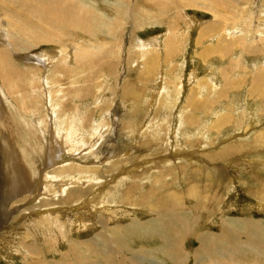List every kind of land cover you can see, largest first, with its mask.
Returning a JSON list of instances; mask_svg holds the SVG:
<instances>
[{
  "label": "rangeland",
  "instance_id": "rangeland-1",
  "mask_svg": "<svg viewBox=\"0 0 264 264\" xmlns=\"http://www.w3.org/2000/svg\"><path fill=\"white\" fill-rule=\"evenodd\" d=\"M84 1L87 4L92 5V3L95 0H84ZM258 1L259 0H257V2ZM250 7L252 8L250 10L251 14L249 12L245 13V19L246 21H248L249 18L251 17V20H253L254 23L255 21L254 16L256 14V18L258 17L257 19H259L256 24V29L258 26V29L260 30L259 36L256 38L258 43L254 41L255 36L253 37L252 35L253 30L250 28H249L250 30H248L250 35L247 36L246 43L253 46L252 48L254 49L252 50L248 48L244 50L243 48L245 47L239 48L240 47L239 44H237L236 40L233 39L234 35H232V33L235 32V30H231V33L228 32L230 33V35H232L231 38L229 37L230 35L227 38L222 37L223 31H225V26L223 27L224 24L222 26L218 24L214 27V29L211 28L209 31H207L209 34H207L206 32L205 34L207 35L205 36V38H201L202 39L201 42L197 41L199 37V30L206 25L205 23H207V21L211 20V14L209 12L200 9L188 8L187 13L184 14V16H186V21L182 20L183 23L180 24V26L176 31L171 30L172 28H170V26L168 25H167L168 27L161 25L160 26L154 25L153 28L151 26H143L142 30L137 28L134 29L132 25L127 27V29H125L124 38L121 44L119 45L120 48L119 47L116 48L117 51L115 49V44H113L114 53L117 54L115 55L118 57V59L123 57L122 60H124L123 62L125 63L122 62L121 68L117 71V73H114L108 67H107L108 69L107 68L106 69L108 70L109 73L106 72V69L103 70L102 71L103 74L99 75V77H97L98 79L96 80V82L91 84L92 86H90L88 92H85L82 88L86 80L88 79L90 73L94 74L93 72L94 70L90 69L89 67L88 68L84 67L85 69L82 68L77 69L76 72H78V76L75 79V81L78 80L79 82H74V83L72 80H69L71 79L69 76L62 79V73H58L54 70L42 71L41 68L36 69L33 67L32 68L29 67L28 69L27 67L25 68L27 73L23 75L21 74L20 75L22 78L21 81L15 83V85L13 86L15 89L12 88L13 91L17 94V96L13 100L4 103L5 102L4 97L0 92L1 93L0 98L3 101L2 104L4 105L3 108H0V115L2 116V120L6 118L7 120L13 123L12 125L10 122L11 125L9 126V130L10 127L11 128L13 127L12 130L10 131L16 130V128L18 129L17 130L18 132H16L18 136H16L15 140L12 138L14 136V133L13 136H10L11 139L9 136H4V134L0 136V144L2 143L0 145V180H2L0 181V186H1L0 191L2 190V193H0L1 198L6 196L10 198L11 188L9 187L10 191H8V181L10 180L11 174L13 173L12 170L13 166L17 165V167H19V165L24 164L23 166L27 169L25 171V178L29 179L33 190H32V194H30L31 196L30 195L26 196L25 197L26 201H23L24 203H20L18 205L26 204L25 206H23L22 210L34 206L38 208V210H40L43 209L42 206H46L48 203L50 204L49 208H51L50 211L46 213L47 216H44L39 221V223H36L34 226L28 229V231L23 229H16L15 231H12L13 227L0 226V264H30V263H35L41 258L51 259V260L59 259L61 254L65 255L66 253H68L67 251L70 250L69 244L81 243L82 241L83 242L89 241L94 237H96L99 234V232L100 233L104 232L105 230L100 225L101 221L108 220L106 221L107 228L110 230H114L116 233L118 232L114 229L115 225L119 227H125L127 225H131V223H133L135 219L136 220L139 219L137 223L138 225H143L148 221H153L157 218H160L159 216L161 210L165 211V209L168 208L169 204L165 199L167 195L171 192L172 193L179 192L177 193V195L180 198V200L184 203V208L188 204L186 206L187 208H185L186 214L189 217L187 218L188 219L191 218V221L195 223V229L192 231L189 230L185 238V241L182 244L183 249L185 251L190 252V254L192 252H195L196 250H199L200 244L197 238L200 235L204 234L205 232L218 233L222 229L221 228L223 224L222 221L224 222V220H229L232 218L236 219L238 217L239 218L245 217V220L248 221H250L249 219L264 220V211H263L264 199H261L260 195L256 194V192H260V190L262 191L264 189V168L259 167V166L264 167V155L262 154L260 155L257 153L256 145L253 150H249V154H246V151H242V152L239 151L241 154L238 153L236 156L234 157L232 156L230 159H225L223 160L224 162L222 161L221 158L222 156L220 157V159H217L216 161H210L209 158L210 156L216 155L215 153L219 150L220 146L223 145L224 146L223 148L226 149L228 146L231 145V143L239 144V143H245L246 142L245 140L252 141L253 138H250L251 136L254 137L255 135L257 136L261 135V139H262L261 142L264 143V94H263L264 93V73H263L264 72V57H263L264 56V51H263L264 50V6H258L257 9H254V7H256L255 5H251ZM4 19L5 18L0 13V21ZM226 24L229 23L227 22ZM198 26L201 27L198 28ZM0 28L2 29V30L0 29V39L3 41L4 44H6L3 36V31H6L7 27H5L6 28L5 29L0 25ZM219 28L220 30L218 31ZM239 28L242 29L241 26H239ZM236 30L239 31V29ZM132 31L137 32L138 35L137 36L130 35L132 34ZM204 31L205 29L202 32V36L204 35ZM8 32L9 30L6 33ZM166 33L167 34L174 33L173 38L174 40L176 39L178 43L177 53L174 54L173 60L171 62L168 61V58H166L165 60L166 52L164 50V46L166 42L165 37L167 36ZM217 33L220 34L219 36H221V38L217 37ZM102 37H99L100 41H97L98 44L103 39ZM151 37H154L152 38L153 41H151L152 40ZM141 39L144 40V42H148V40H150L149 42L151 43V45H154V41L156 39L158 40L156 41V43H158L159 45L157 51L156 50L152 51L153 54L151 57L144 54L145 56L149 57L148 60L151 59V61L152 60L154 61L155 59L154 61L155 65L153 66L154 68L152 70V73L150 74L149 80L143 76V73H141L145 70L144 69L145 65L142 63L143 57H140L139 54L140 52L138 51L140 45L139 42L141 41ZM220 40L221 41L225 40L226 43L225 42L220 43ZM218 44L221 45V47L216 46ZM226 44L228 45L229 48L230 46L232 48L230 51L229 49L227 50V53L230 56L226 55L225 58L222 55L215 54V53H219L220 49L224 51L225 50L224 46ZM235 44H237L238 46ZM236 46L238 49L236 48ZM53 47H57V49H55L56 51L54 50ZM60 47L57 45L50 46L47 44L46 45L43 44V46L39 47V49L37 50H34V52L32 51L30 53H26V55L24 54L25 58L23 57L21 59V57L20 58L18 57L16 59L17 61H15V63L18 64L19 68L21 67L18 70L22 72L21 69L23 68V66L25 67L31 64L32 65L35 64V67L36 66L38 67L35 61L40 62L39 58L41 57L45 58L46 56L48 58L51 57L49 59V63H51L50 65L56 64V62L60 61V59L64 60V58H68V57L69 58L67 59L66 64L73 65L71 64V60H70L71 57V59L73 60L72 62H74L73 59L74 57L72 56L73 53L71 55L70 54L64 55V52L62 51L63 47L61 45ZM203 50L206 51L210 50V52L211 51L213 52L210 53V57L207 58L205 61H203L204 60L203 58L205 57L202 56L204 52ZM258 50H260V52H258ZM53 51H55L56 53ZM155 51L157 52V54L155 53ZM249 51L251 55H249ZM59 53L61 54V56ZM56 54L59 55L56 56ZM62 55H64L65 57L62 58L63 57ZM115 55L113 54L112 56L116 58ZM54 57L57 60H55ZM23 59L25 60L26 63L24 62ZM32 59L34 61H31ZM157 59H159V61ZM50 60L52 61L50 62ZM127 60L129 61V64H131L133 61H136L141 63V65L132 64L131 66L128 67L126 65ZM112 62H114V60ZM35 71H37L40 74H38ZM42 72L43 73L45 72V74H43ZM46 72H48L49 74ZM51 72L53 73V75L55 74L54 77ZM50 74L53 79L51 78ZM56 74L60 76L58 77ZM48 75L50 77L49 78L50 81H48L49 80ZM103 75L105 77H103ZM228 75L229 77H227ZM139 76H142L141 77L142 79L140 80L137 79V77ZM176 76L177 78H175ZM255 76L258 77L256 78ZM41 78L44 81L46 80L47 83H45L46 81L45 82L42 81ZM55 78L57 81L55 80ZM244 78L245 81L247 80L246 83L243 82ZM31 79L32 81H30ZM257 79H260L261 81L259 80L257 82L256 81ZM202 80H206V84L200 86ZM70 82L72 84H75L74 88ZM52 86H55L54 87L55 89ZM177 87H179V89ZM200 88H202L203 90ZM51 89L54 91H52ZM57 89L58 92L56 91ZM72 89L74 90L77 89L78 93L76 92L74 95L72 94L69 97H64V93L65 94L69 93ZM22 90H24L27 94L26 95L23 94V96H21ZM219 90L221 91L219 92ZM253 90L254 93L252 92ZM55 91H56V95L54 96L52 93H54ZM131 91H134L139 95L138 97L139 101L137 100L131 101V99H129L128 101L127 96ZM227 92H229L228 96L226 94ZM193 93L194 95L193 97H191V94ZM201 94H203L204 96H200ZM6 95L8 99L10 97L9 93ZM166 100L168 101L166 102ZM189 100L190 101L192 100L191 103ZM154 101H156L157 103ZM153 104L155 107L153 106ZM138 107H140V109ZM103 109L104 112H101L103 111ZM220 111L222 113H220ZM177 112L178 114H176ZM123 113H125V115ZM149 113L152 115H149ZM135 114L137 115V117ZM182 114H183V121L181 120ZM129 115L132 117H129ZM175 115H177L178 118ZM221 117H225L226 120H230V121L233 120L234 130H229V129L223 130L226 131L224 132L225 134L223 133L222 135H220L221 137L219 136L218 140H215V138H217V135L214 133L215 131H213V128H211V125L215 124L218 121V119L222 120L220 119ZM74 120L76 123L74 122ZM191 120L194 121L191 122ZM85 121L86 123H84ZM194 123H195V127H194ZM183 124L186 127V130ZM73 125H75V128L74 127L72 128ZM152 125H154L153 126L154 128H152ZM178 125H180V128ZM250 125H252V127ZM18 126H21L23 130L19 131ZM85 126L87 127L85 128ZM187 127L189 128L188 130ZM196 127L198 129H196ZM192 129L193 131H191ZM1 130H3V128ZM219 130L220 129L216 128V131ZM204 131L206 132L207 135L205 134ZM137 132H139L140 134ZM192 132L196 133L197 137L195 136L196 134L194 135ZM60 133H62L61 136L63 137L60 136ZM203 134L205 135V137ZM66 135L67 137H64ZM202 135L206 141L205 145L203 144L205 142H203L204 139ZM208 135L209 137L207 138ZM211 135L214 136L210 137ZM58 137H60V139L62 138V140H60ZM68 138H70L72 141ZM192 138H194L195 140H193ZM65 142L67 143V145ZM4 143H5V147L3 145ZM129 144L132 146L130 147ZM198 145H200V147ZM114 147H116L115 151H114ZM143 148L147 150L144 149L143 151ZM188 148L191 152L188 150ZM12 149L14 150L15 153L12 151ZM191 149L194 150L192 151ZM117 150H119V152H117ZM122 150L123 152H121ZM203 150L206 152L204 153ZM3 151L6 152L8 155L11 152L10 154H12V156L15 158H13L10 155L7 156V154L5 157ZM111 151L114 153V155H112L113 153ZM169 151H171L172 153ZM199 152L201 155L199 154ZM127 154L129 155L127 156ZM172 154H176V155H172ZM158 156H160L161 158ZM8 157L9 159H7ZM10 159H13L15 161L11 160L10 162L12 164H9ZM144 159L146 160L144 161ZM6 160L9 163H7ZM146 163L148 164L147 166ZM74 164L77 165L79 164L78 166H82V169L84 170L78 171L79 173L71 172V175L69 173H63V171L66 170L65 169L66 167ZM139 164L141 165V167ZM8 167L10 168L11 172ZM153 169H154V173L151 174L150 171H152ZM248 169L252 174L260 173L261 174L260 180L254 181L253 177H251L250 175L249 176L245 175L246 174L245 170ZM5 170H7V172ZM205 170L206 173L204 172ZM8 172H10L9 175ZM54 172H56V174ZM126 172H129V175ZM66 174L69 175L66 176ZM72 174L75 175L72 176ZM55 175L56 177L54 179ZM126 175H128V177ZM8 177L10 178L8 179ZM50 177H52L54 180L51 179ZM134 177H137V179H134ZM165 177L167 179H165ZM101 178H105V179H101ZM78 179L81 180L78 182ZM126 179H128L129 181ZM157 179L161 180V183L156 182ZM47 180H51V181H47ZM134 180L136 181V183L138 182L137 183L138 185L140 186L142 185L141 189H139L140 187H135V188L132 187L133 182H135ZM144 180L147 181L145 182ZM152 182L155 185L151 184ZM193 185H195L196 187L192 188L194 187ZM258 185L260 189H258L259 188ZM152 187L156 189L153 190V192H152ZM197 187L199 188L196 189ZM253 187L255 188L253 189ZM71 188L75 189L73 195L68 194ZM226 189L229 190L227 191ZM133 190L136 191L135 193L141 196L146 195L148 192L151 193L150 195L147 196V199H145L148 201L146 203L145 200L144 202L142 201L140 203L141 205L139 204L140 206L138 205L136 207L137 209H135V207L132 206L133 200L129 196V192ZM140 190H143V192ZM77 193L78 194L81 193V195L79 196ZM153 193L158 195V197L157 196L153 197L154 196ZM188 195H190L191 198ZM195 197H197L198 199L197 198L195 199ZM67 198H69L68 201L69 203L65 201ZM128 199L132 200V202L130 201L129 203ZM156 200L161 203L156 202ZM197 200H200L199 201L200 203L197 202ZM3 201H7V200L3 198ZM164 201H166L167 203ZM155 203L156 204L158 203L159 205L156 206ZM10 205L8 204L6 206V212H9L15 206H17V205H13L11 207ZM153 206L155 207V209H153L154 208ZM199 206H202L203 208ZM0 207L2 209V204H0ZM150 208L153 209L154 213ZM124 209L125 211H123ZM148 209L150 211H148ZM159 209L161 210L159 211ZM89 210L90 213L88 212ZM18 211L19 210L15 212L16 215L20 213V211L19 212ZM112 212H114L113 215L115 216L112 215ZM148 212H150L151 214L153 213L155 215L152 216ZM37 213L34 210L30 216ZM75 213H77V215H75ZM108 213L110 214L111 217L109 216ZM192 214L195 215V217ZM201 214L204 217H202ZM217 217L219 218L217 219ZM148 218H150V220ZM194 220L197 221L195 222ZM45 222L47 223L46 225ZM7 224L8 222L6 223V225ZM196 227L198 228V231ZM200 228L202 229L200 230ZM50 229L53 232H51ZM130 232L132 234H130L129 237L131 236L134 241L137 240L136 245H138V247L144 246L146 250L151 252L150 255L153 254L156 260L162 261L163 264H171V261L165 258L162 253H166V251L169 250L174 243L167 244L160 235L157 236L154 234H153L154 236L152 234H149L151 236H149L148 238H146L148 235H146L145 237V234H143L144 237L142 238V235L139 234L141 238L138 239L137 236L138 234L135 230L134 232L130 230ZM22 243L27 244V246L30 248H21ZM166 246L167 248L163 249V247ZM103 247L106 255L103 264H106V262L107 264L122 263L123 260L122 254L125 255V251H126L124 250V247L119 248V246L116 247L114 246L112 248L111 245H106V244ZM33 248H40L41 253H43L44 255L36 254L35 256H33L31 253V250ZM77 248L81 249V251L85 250L88 251L87 253H90L88 249H83L85 248L83 246L82 248L79 246ZM40 256L43 257L40 258ZM192 261H190L189 264H194L192 263ZM144 263L160 264L157 263L156 261L154 262L144 261ZM206 263L210 264L209 261L207 260L205 262H201L200 264H206Z\"/></svg>",
  "mask_w": 264,
  "mask_h": 264
},
{
  "label": "bare ground",
  "instance_id": "bare-ground-1",
  "mask_svg": "<svg viewBox=\"0 0 264 264\" xmlns=\"http://www.w3.org/2000/svg\"><path fill=\"white\" fill-rule=\"evenodd\" d=\"M260 1V2H259ZM257 2V0H95L92 5L87 4L84 0H0V13L3 15V17L5 18L4 20L0 21V25L2 27H7L6 31H3V36L5 39V43H3V41L0 39V92L2 93L4 100L6 102H10L11 100H13L17 94L13 91L12 88H14L13 86L15 85L16 82H20L21 81V74H26L27 71L25 70V68L28 67H33L36 69L41 68L42 71H46V70H54L58 73H62V79H64L65 77L69 76L72 80L73 83L74 82H79L78 80L75 81V79L78 76V72L77 69H85L84 67H89L90 69L94 70V74L90 73L88 79L86 80L84 86H83V90L85 92H88L90 86H92L91 84L96 82V80L98 79L97 77H99V75L103 74V70H105L107 67L109 69H111L114 73H117V71L121 68L122 62L124 60H122V58L118 59V57L116 56L117 54L114 53V48H113V44H115V49L117 47H119V45L121 44L124 35H125V29H127V27H129L130 25H132V27L135 29H140L142 30L143 26H151L153 28L154 25H161V26H170V28H172L171 30L176 31L178 29V27L180 26V24H182V20L186 21V16H184V14L187 13L188 8H192V9H200L206 12H209L211 14V20L207 21V23H205L206 25L201 28L199 30V37L197 39V41L201 42V38H205V36L207 34H209L207 31H209L211 28L214 29V27L218 24H220L221 26L223 25V27L225 26V31H223L222 37L227 38L230 33L231 30H235V32L232 33V35H234L232 38L234 40H236L237 44H239V48L245 47L243 48L244 50H246V48L252 50L254 48H252V45H249L246 43L247 41V36L250 35L249 31L250 29L253 30V37L255 36L254 41L256 43H258L257 41V37L259 36L260 30L256 29V24L257 21L259 19L256 18V14H255V21L253 23V20H251V17L247 18L248 21H246L245 19V13L250 12V10L252 9L250 6L251 5H255L256 7H254V9H257L258 6H264V0H259ZM260 3V5H259ZM250 7V8H249ZM260 9V8H258ZM237 10V11H236ZM182 11V13H181ZM249 17V16H248ZM168 19V20H167ZM231 19V20H228ZM236 21V22H234ZM229 24H226V23ZM192 23V22H191ZM194 24V23H193ZM201 25V24H200ZM204 25V24H203ZM167 26V27H168ZM239 26L242 27V29L239 28ZM201 26H198V28H200ZM132 28V29H133ZM148 28V27H147ZM176 28V29H175ZM250 28V29H249ZM1 29V28H0ZM133 29V30H134ZM204 31V35L202 36V32ZM236 29H239V31H237ZM2 30V29H1ZM9 30L8 33H6ZM170 30V29H169ZM216 30V29H215ZM220 30V28L218 29V31ZM222 30V28H221ZM262 31V30H261ZM207 32V34H205ZM211 32V31H210ZM214 32V30H213ZM230 32V33H228ZM170 33V31H169ZM220 33V32H218ZM217 33V37L220 34ZM222 33V32H221ZM167 34V33H166ZM211 34V33H210ZM133 36H137V32L132 31ZM174 33L171 34H167L166 38V42H165V46H164V50L166 52V56H165V60L166 58H168V61H172L174 54L177 53L178 50V43L176 41V39L174 40ZM230 35L229 37L231 38ZM105 36V37H102ZM159 36V35H158ZM216 36V35H215ZM102 37L103 39L101 40V42L98 44L97 41H100V38ZM139 37V36H138ZM154 37H151V39ZM157 38V37H156ZM219 38V39H220ZM224 38V39H225ZM3 39V38H2ZM223 39V38H222ZM147 40V39H146ZM163 40V39H162ZM165 40V39H164ZM204 40V39H203ZM250 40V39H249ZM259 40V38H258ZM150 40H148L149 42ZM153 41V39L151 40ZM156 40L154 41V45H151V43L149 42H144V40L141 39V41L138 43L139 45V49L138 52L140 54V57H143L142 59V63L145 65L144 67V71L141 72L143 73V76L149 80L150 74L152 73L153 70V66L155 65L154 61L152 62L151 59H149V57L152 56V51L156 50L159 47L158 43H156ZM252 41V39H251ZM199 42V44H200ZM225 42V40H220V43ZM260 42V41H259ZM263 42V41H261ZM249 43V41H248ZM43 44H47V45H53V46H59L60 45L63 47V52L64 55L66 54H72V56L74 57V62H72L73 60L70 57L71 60V64L73 65H69L66 64L67 59L69 58H64L65 56L62 55L64 58V60L57 61L56 64H52L49 63V59L47 56L45 58L41 57L39 58V61H35L36 65H38V67H35L34 65H28V66H23V68L21 69L22 72H20V69L18 64L15 63V61H17L16 59L19 57H21V59L24 57V54L26 55V53H30V52H34V50L39 49V47L43 46ZM235 44V45H237ZM125 45V44H124ZM151 45V46H150ZM231 45V44H230ZM229 45V46H230ZM243 45V46H242ZM254 45V44H253ZM259 45V44H258ZM216 46H220L221 45H216ZM233 46V45H232ZM238 46V45H237ZM236 46V48H237ZM38 47V48H37ZM54 50L57 49V47H53ZM61 48V47H60ZM120 48V47H119ZM125 48V47H124ZM208 48V47H207ZM261 48V47H260ZM52 49V48H51ZM224 51H222V49L219 50V53H215V54H219L222 55L226 58V55H229L227 53V50L229 49V51L232 49L231 46L230 48L228 47V45L226 44L224 46ZM238 49V48H237ZM236 49V50H237ZM53 50V49H52ZM59 50V49H58ZM57 50V51H58ZM211 50V48H210ZM210 50H203V54L202 56L205 57L203 58L205 61L207 58L210 57V53H213L212 51L210 52ZM261 50V49H260ZM260 50H258V52H260ZM47 51V50H45ZM50 51V50H49ZM56 51V50H55ZM53 51V52H55ZM117 51V49H116ZM155 51V53L157 54V52ZM228 51V52H229ZM254 51V50H253ZM256 51V50H255ZM264 51V50H263ZM51 52V53H53ZM159 52V51H158ZM164 52V51H163ZM234 52V51H233ZM244 52V51H243ZM248 52V51H247ZM56 53V52H55ZM118 53V52H117ZM160 53V52H159ZM162 53V52H161ZM60 54V53H59ZM59 54H56L59 55ZM115 55L116 58H114ZM119 54V53H118ZM144 54H146L147 56H145ZM28 55V54H27ZM32 55V54H31ZM37 55V54H36ZM47 55V54H46ZM50 55V53H49ZM55 55V54H53ZM52 55V56H53ZM69 55V56H70ZM131 55V54H130ZM249 55H251L250 51H249ZM61 56V54H60ZM230 56V55H229ZM253 56V55H252ZM129 57V56H128ZM221 57V56H220ZM256 57V56H254ZM258 57V56H257ZM264 57V56H263ZM25 58V57H24ZM55 58V57H54ZM53 58V59H54ZM60 58V57H59ZM131 58V57H130ZM222 58V57H221ZM228 58V57H227ZM20 60V59H18ZM24 60V59H23ZM55 60H57L55 58ZM114 60V62H112ZM121 60V61H120ZM159 61V59H157ZM31 61H34L33 59ZM52 60H50L51 62ZM54 61V60H53ZM232 61V60H231ZM241 61V59H240ZM25 62V60H24ZM23 62V63H24ZM60 62V63H59ZM65 62V63H62ZM118 62V63H117ZM126 65L129 67L132 64L135 65H141V63L133 61L131 64H129V61H126ZM169 62V63H170ZM202 62V61H200ZM257 62V61H256ZM26 63V62H25ZM54 63V62H52ZM125 63V62H123ZM206 63V62H205ZM245 63V62H244ZM253 63V62H252ZM22 64V63H21ZM59 64V65H58ZM168 64V62H167ZM238 64V63H237ZM235 64V65H237ZM263 64V63H262ZM124 65V64H123ZM244 65V64H242ZM258 65V64H257ZM259 66V65H258ZM123 67V66H122ZM230 67V66H229ZM245 67V66H244ZM247 67V66H246ZM107 68V69H108ZM27 69V70H28ZM106 69V72H108V70ZM231 69V68H230ZM259 69V68H258ZM63 70V72H62ZM163 70V69H162ZM224 70V69H223ZM260 70V69H259ZM258 70V71H259ZM48 71V72H49ZM79 71V70H78ZM124 71V70H123ZM215 71V70H214ZM261 71V70H260ZM37 72V71H35ZM41 72V70H40ZM46 72V73H48ZM105 72V73H106ZM196 72V71H195ZM216 72V71H215ZM234 72V71H233ZM232 72V74H233ZM38 73V72H37ZM43 73V72H42ZM52 73V72H51ZM55 73V72H54ZM109 73V72H108ZM140 73V74H141ZM226 73V72H225ZM259 73V72H258ZM264 73V72H263ZM34 74V73H33ZM40 74V73H38ZM45 74V72L43 73ZM49 74V73H48ZM194 74V73H193ZM220 74V73H219ZM227 74V73H226ZM254 74V73H253ZM53 75V73H52ZM55 75V74H54ZM53 75V77H54ZM57 75V74H56ZM66 75V76H65ZM218 75V74H216ZM222 75V73H221ZM34 76V75H33ZM36 76V75H35ZM51 76V74H50ZM58 77L60 75H57ZM152 76V75H151ZM37 77V76H36ZM39 77V76H38ZM46 77V76H45ZM57 77V78H58ZM103 77H105L103 75ZM142 76L137 77V79H142ZM229 77V75L227 76ZM243 77V76H242ZM256 77V76H255ZM258 77V76H257ZM256 77V78H257ZM33 78V77H32ZM35 78V77H34ZM43 78V77H42ZM41 78V80H42ZM47 78V77H46ZM49 75H48V79H49ZM52 78V76H51ZM101 78V77H100ZM160 78V77H159ZM163 78V77H162ZM177 78V76L175 77ZM260 78V77H259ZM53 79V78H52ZM183 79V78H182ZM179 79V80H182ZM209 79V78H208ZM255 79V78H254ZM40 80V79H39ZM40 80V81H41ZM56 80V78H55ZM225 80V79H224ZM253 80V79H252ZM260 79H257L256 81L258 82ZM24 81V80H23ZM32 81V79L30 80ZM44 81V80H42ZM46 81V80H45ZM44 81V82H45ZM50 81V79L48 80ZM57 81V80H56ZM62 81V80H61ZM145 81V79H144ZM215 81V80H213ZM218 81V79H217ZM230 81V80H229ZM261 81V80H260ZM116 82V81H115ZM130 82V81H129ZM140 82V81H139ZM160 82V81H159ZM220 82V81H219ZM243 82L246 83L247 80L245 81V78L243 79ZM23 83V82H22ZM30 83V82H29ZM43 83V82H42ZM47 83V81L45 82ZM56 83V82H55ZM71 83V82H70ZM193 83V81H192ZM217 83V82H216ZM233 83V82H232ZM236 83V82H235ZM240 83V82H238ZM261 83V82H260ZM72 84V83H71ZM161 84V83H160ZM206 84V80H202V82L200 83L201 85H205ZM225 84V82H224ZM223 84V85H224ZM62 85V84H61ZM75 84H72L73 88H74ZM181 85V84H180ZM258 85V84H257ZM263 85V84H262ZM43 86V85H42ZM50 86V85H49ZM56 86V85H55ZM55 86H52L53 88ZM35 87V86H33ZM45 87V86H44ZM60 87V86H59ZM239 87V86H238ZM254 87V86H253ZM252 87V88H253ZM172 88V87H171ZM179 89V87H177ZM218 88V87H217ZM232 88V87H231ZM248 88V86H247ZM15 89V88H14ZM48 89V88H47ZM55 89V88H54ZM96 89V88H95ZM202 89V88H200ZM49 90V89H48ZM52 90V89H51ZM63 90V88H62ZM128 90V89H127ZM157 90V89H156ZM203 90V89H202ZM214 90V89H213ZM251 90V88H250ZM259 90V88H258ZM29 91V90H28ZM38 91V90H37ZM43 91V90H42ZM54 91V90H52ZM51 91V92H52ZM58 92V89L56 90ZM56 91L54 93H52L54 96L56 95ZM78 90H74L72 89L69 93H64V97H69L70 95H74ZM221 90H219L220 92ZM225 91V90H224ZM246 91V89H245ZM30 92V91H29ZM156 92V91H155ZM175 92V91H174ZM216 92V90H215ZM254 93V90L252 91ZM260 92V91H259ZM0 93V94H1ZM10 95V97L7 99V95ZM78 93V92H77ZM158 93V92H157ZM256 93V92H255ZM21 96H23V94H27L24 90L21 91ZM199 94V93H198ZM227 96L229 94V92L226 93ZM264 94V93H263ZM60 95V94H58ZM62 95V94H61ZM154 95V94H153ZM194 93L191 94V97H193ZM20 96V95H19ZM30 96V95H29ZM92 96V95H91ZM126 96V93H125ZM200 96H204L203 94H201ZM2 97V96H1ZM61 97V96H60ZM95 97V96H94ZM128 101L129 99H131V101H139V95L137 93H135L134 91H131L128 94ZM258 97V96H257ZM6 98V99H5ZM180 98V97H179ZM3 99V98H2ZM167 99V98H166ZM252 99V98H251ZM124 100V99H123ZM169 100V98H168ZM166 100V102L168 101ZM199 100V98H198ZM205 100V99H204ZM226 100V99H225ZM263 100V99H262ZM15 101V100H14ZM126 101V102H128ZM157 101V100H156ZM154 101V102H156ZM181 101V100H180ZM190 101V100H189ZM192 101V100H191ZM190 101V103H191ZM2 100L0 98V108H3V104H2ZM12 103V102H11ZM139 103V102H138ZM153 103V102H152ZM157 103V102H156ZM147 104V103H146ZM178 104V103H177ZM194 104V103H193ZM10 105V104H9ZM156 105V104H155ZM138 106V105H137ZM141 106V105H140ZM154 106V104H153ZM9 107V106H7ZM49 107V106H48ZM60 107V106H59ZM155 107V106H154ZM170 107V106H169ZM185 107V106H184ZM187 107V106H186ZM61 108V107H60ZM140 109V107H138ZM143 108V107H142ZM56 109V108H54ZM62 110V109H60ZM113 110V109H112ZM137 110V109H136ZM150 110V109H148ZM172 110V109H171ZM188 110V109H187ZM186 110V111H187ZM193 110V109H191ZM222 110V109H221ZM139 111V110H138ZM211 111V109H210ZM236 111V110H234ZM10 112V111H9ZM62 112V111H61ZM65 112V111H64ZM104 112V109L103 111ZM119 112V111H118ZM134 112V110H133ZM174 112V111H173ZM183 112V111H182ZM185 112V111H184ZM200 112V111H199ZM209 112V111H208ZM8 113V112H7ZM114 113V111H113ZM140 113V112H139ZM202 113V112H201ZM220 113H222L220 111ZM13 114V113H12ZM48 114V113H47ZM125 115V113H123ZM138 114V113H137ZM147 114V113H145ZM178 114V112L176 113ZM180 114V112H179ZM191 114V113H190ZM15 115V114H14ZM13 115V116H14ZM35 115V114H34ZM75 115V114H74ZM73 115V116H74ZM136 115V114H135ZM134 115V116H135ZM149 115H152L149 113ZM188 115V114H187ZM186 115V116H187ZM234 115V114H233ZM155 116V114H154ZM177 116V115H175ZM181 116V115H180ZM185 116V117H186ZM223 116V115H222ZM107 117V116H106ZM129 117H132L129 115ZM137 117V115H136ZM135 118V117H133ZM132 118V119H133ZM145 118V117H144ZM150 118V117H149ZM178 118V116H177ZM213 118V117H212ZM225 117H221L219 120L211 125V128H213V131H215L214 133L217 135V138H215V140H218L219 136L222 135L224 132L223 130H234L233 127V120H224ZM228 118V117H227ZM0 136H2V134H4V136H14L12 137L14 140L16 139V136L18 132L17 128L16 130L10 131L12 130V128L10 127L9 130V126L13 123L9 120H7L6 118L4 120H2V116L0 115ZM142 119V118H141ZM146 119V118H145ZM174 119V118H173ZM180 119V118H179ZM186 119V118H185ZM192 119V118H190ZM231 119V118H230ZM89 120V119H88ZM170 120V119H169ZM181 120L183 121V114H182V118ZM187 120V119H186ZM206 120V119H205ZM208 120V119H207ZM215 120V119H214ZM238 120V119H237ZM73 121V120H71ZM166 121V120H165ZM189 121V119H188ZM194 120H191V122ZM196 121V120H195ZM216 121V120H215ZM239 121V120H238ZM3 122V123H2ZM11 122V124H10ZM75 122V120H74ZM73 122V123H74ZM155 122V121H154ZM170 122V121H169ZM173 122V121H172ZM177 122V121H176ZM175 122V123H176ZM198 122V121H197ZM2 123V125H1ZM72 123V122H71ZM76 123V122H75ZM83 123V121H82ZM86 123V121L84 122ZM164 123V122H163ZM199 123V122H198ZM208 123V122H207ZM254 123V122H253ZM88 124V123H87ZM104 124V123H103ZM133 124V123H132ZM21 125V124H20ZM76 125V124H75ZM75 125L72 126V128H75ZM85 125V124H84ZM92 125V124H91ZM90 125V126H91ZM118 125V124H117ZM134 125V124H133ZM171 125V124H170ZM198 125V124H197ZM38 126V125H37ZM89 126V127H90ZM154 125H152V128ZM177 126V124H176ZM180 128V125H178ZM184 126V124H183ZM252 127V125H250ZM87 126H85L86 128ZM92 127V126H91ZM173 127V126H172ZM185 127V126H184ZM194 127H195V123H194ZM3 128V130H1ZM19 131H22L23 128H21V126H18ZM116 128V127H115ZM133 128V127H132ZM131 128V129H132ZM135 128V127H134ZM191 128V127H190ZM193 128V127H192ZM216 128L220 129L219 131H216ZM119 129V128H118ZM125 129V128H124ZM137 129V128H136ZM135 129V130H136ZM150 129V128H149ZM175 129V126H174ZM189 128L187 127V130ZM194 129V128H193ZM193 129L191 131H193ZM196 129H198L196 127ZM242 129V128H241ZM240 129V130H241ZM107 130V129H105ZM177 130V129H176ZM186 130V127H185ZM204 130V129H202ZM4 131V132H2ZM141 131V130H140ZM242 131V130H241ZM245 131V130H244ZM243 131V132H244ZM63 132V131H62ZM108 132V131H107ZM136 132V131H134ZM199 132V131H198ZM205 132V131H204ZM249 132V131H248ZM16 133V134H15ZM139 133V132H137ZM194 135L196 133L192 132ZM62 133H60L61 136ZM140 134V133H139ZM138 134V135H139ZM187 134V133H186ZM190 134V132H189ZM192 134V135H193ZM206 134V132H205ZM214 134V135H215ZM225 134V133H224ZM230 134V133H229ZM234 134V133H233ZM137 135V134H136ZM201 135V134H200ZM204 135V134H203ZM202 135V137H203ZM207 135V134H206ZM210 135V133H209ZM209 135L207 136V138L209 137ZM211 135L210 137L214 136ZM247 135V134H246ZM72 136V135H71ZM142 136V135H141ZM197 137V134L195 135ZM230 136V135H229ZM63 137V136H61ZM64 137H67L64 136ZM194 137V136H193ZM205 137V135H204ZM203 137V139H204ZM221 137V136H220ZM241 137V135H240ZM244 137V136H243ZM2 138V137H1ZM60 139V137H58ZM137 138V137H136ZM253 138L252 141L249 140H245V143H235L232 144L230 146H228L226 149L223 148L224 146H220L219 150L215 153L216 155L210 156V161H216L217 159H220V157L222 158V161L225 159H230L232 156H236L238 153H240L239 151H246V154H249V150H253L255 148L256 145V151L258 154H262L264 155V143L261 142V135L257 136L255 135L254 137H250ZM11 139V137H10ZM20 139V138H19ZM70 139V138H68ZM72 139V137H71ZM70 139V140H71ZM193 140H195L194 138H192ZM226 139V138H225ZM62 140V138L60 139ZM104 140V139H103ZM125 140V139H124ZM192 140V141H193ZM201 140V139H200ZM208 140V139H207ZM210 140V139H209ZM222 140V139H221ZM238 140V139H236ZM2 141V140H1ZM66 141V140H65ZM72 141V140H71ZM77 141V140H76ZM155 141V140H154ZM153 141V142H154ZM185 141V140H184ZM202 141V140H201ZM205 143H203L204 145L206 144V141L204 139ZM216 142V141H215ZM214 142V143H215ZM239 142V141H238ZM10 143V142H9ZM59 143V142H58ZM66 143V142H65ZM107 143V142H106ZM156 143V142H155ZM201 143V142H200ZM199 143V144H200ZM226 143V142H225ZM254 143V144H252ZM2 144V143H1ZM0 144V145H1ZM62 144V142H61ZM76 144V143H75ZM117 144V143H116ZM150 144V143H149ZM152 144V143H151ZM230 144V143H229ZM228 144V145H229ZM251 144V145H250ZM5 147V143L3 144ZM2 145V146H3ZM14 145V144H13ZM16 145V144H15ZM64 145V143H63ZM67 145V143H66ZM65 145V146H66ZM108 145V144H107ZM130 145V144H129ZM128 145V146H129ZM154 145V144H153ZM152 145V146H153ZM156 145V144H155ZM162 145V144H161ZM160 145V146H161ZM202 145V144H201ZM119 146V145H118ZM127 146V147H128ZM132 145H130L131 147ZM138 146V145H137ZM140 146V145H139ZM170 146V145H169ZM196 146V145H195ZM200 147V145H198ZM109 147V146H108ZM123 147V146H122ZM121 147V148H122ZM151 147V146H150ZM157 147V146H156ZM162 147V146H161ZM160 147V148H161ZM191 147V146H190ZM202 147V146H201ZM11 148V147H9ZM27 148V147H26ZM67 148V147H66ZM111 148V147H110ZM120 148V147H118ZM129 148V147H128ZM138 148V147H135ZM155 148V147H154ZM163 148V147H162ZM165 148V147H164ZM172 148V147H171ZM183 148V147H182ZM205 148V147H204ZM223 148V149H222ZM123 149V148H122ZM145 148H143L144 151ZM153 149V148H152ZM186 149V148H185ZM206 149V148H205ZM209 149V148H208ZM212 149V148H211ZM215 149V148H214ZM225 149V150H224ZM75 150V149H73ZM116 150V147H114V151ZM124 150V149H123ZM123 150L121 152H123ZM142 150V149H140ZM147 150V149H145ZM164 150V149H163ZM178 150V149H177ZM189 150V148H188ZM192 151L194 149H191ZM202 150V149H200ZM8 151V150H7ZM12 151L14 152V150L12 149ZM16 151V150H15ZM63 151V149H62ZM79 151V150H78ZM77 151V153H78ZM137 151V149H136ZM190 151V150H189ZM199 151V150H198ZM204 151V150H203ZM4 152V151H3ZM109 152V150H108ZM112 152V151H111ZM117 152H119V150H117ZM129 152V151H128ZM139 152V150H138ZM142 152V151H141ZM153 152V151H152ZM171 152V151H169ZM177 152V151H176ZM191 152V151H190ZM206 151H204L205 153ZM209 152V151H208ZM9 153V152H8ZM11 153V152H10ZM10 156H12V154H10ZM15 153V152H14ZM82 153V152H81ZM93 153V151H92ZM113 153V152H112ZM126 153V151H125ZM172 153V152H171ZM170 153V154H171ZM182 153V152H181ZM6 152H4V155L6 157ZM69 154V153H68ZM101 154V153H100ZM98 154V155H100ZM121 154V153H118ZM200 154V152H199ZM241 154V153H240ZM7 154V156H9ZM64 155V154H63ZM73 155V154H72ZM106 155V154H105ZM109 155V154H108ZM114 155V153L112 154ZM116 155V154H115ZM129 154H127L128 156ZM157 155V154H156ZM160 155V154H159ZM172 155H176V154H172ZM183 155V154H182ZM201 155V154H200ZM199 155V156H200ZM203 155V154H202ZM205 155V154H204ZM2 156V155H1ZM16 156V155H15ZM79 156V155H78ZM145 156V155H144ZM170 156V155H169ZM185 156V155H184ZM208 156V155H207ZM13 157V156H12ZM21 157V156H20ZM120 157V156H119ZM118 157V159H119ZM160 157V156H158ZM157 157V158H158ZM166 157V156H165ZM186 157V156H185ZM184 157V158H185ZM194 157V156H193ZM196 157V155H195ZM242 157V156H240ZM15 158V157H13ZM17 158V157H16ZM150 158V157H149ZM155 158V157H154ZM161 158V157H160ZM174 158V156H173ZM6 159V158H5ZM4 159V160H5ZM9 159V157L7 158ZM18 159V158H17ZM20 159V158H19ZM104 159V158H103ZM109 159V158H108ZM121 159V158H120ZM164 159V158H163ZM167 159V158H166ZM194 159V158H193ZM202 159V158H201ZM206 159V158H205ZM13 160L10 159L9 162ZM73 160V159H72ZM75 160V158H74ZM146 159H144L145 161ZM149 160V159H148ZM151 160V159H150ZM189 160V159H188ZM207 160V159H206ZM7 161V160H6ZM15 161V160H13ZM21 161V160H20ZM142 161V162H144ZM153 161V160H152ZM155 161V160H154ZM174 161V160H173ZM7 161V163H9ZM72 162V161H71ZM103 162V161H102ZM126 162V161H125ZM160 162V161H159ZM224 162V161H223ZM14 163V162H13ZM141 163V162H140ZM153 163V162H152ZM162 163V162H161ZM174 163V162H173ZM215 163V162H214ZM9 164H12L11 162ZM23 164V163H22ZM62 164V163H61ZM134 164V163H133ZM138 164V163H137ZM151 164V163H150ZM169 164V163H168ZM211 164V163H210ZM209 164V165H210ZM24 165V164H23ZM23 165H19V167H17V165L13 166V173L11 174V178L8 177V179L10 178V180L8 181V191H10L9 189L11 188V193H10V198L8 196L6 197H2L1 198V194H0V204H2V209L0 207V226H9V227H13L12 231H15L16 229H23V230H27L30 229L32 226H34L36 223H39V221L44 217L47 216L46 213H48L50 211L51 208H49L50 204H48L46 206H42L43 209L38 210V208L34 207H30V208H26L24 210H22L23 206H25L24 204L18 205L20 203H24L23 201H26L25 197L32 194V185L29 181L28 178H25V171L27 170ZM79 165V164H78ZM77 164L74 165H69L68 167H66L63 171V173H69L71 175L72 173H76L80 170H84L82 169V166H78ZM140 165V164H139ZM148 164L146 163V166ZM152 165V164H151ZM213 165V164H212ZM218 165V164H217ZM4 166V165H3ZM6 166V165H5ZM145 166V168H146ZM164 166V164H163ZM166 166V165H165ZM121 167V166H120ZM125 167V166H123ZM129 167V166H128ZM136 167V166H135ZM141 167V165H140ZM149 167V166H148ZM155 167V165H154ZM244 167V166H243ZM260 168H264L262 166H259ZM4 168V167H3ZM7 168V167H6ZM5 168V169H6ZM9 168V167H8ZM127 168V167H125ZM144 168V169H145ZM158 168V167H156ZM209 168V167H208ZM212 168V167H211ZM228 168V167H227ZM17 169V170H16ZM118 169V168H117ZM162 169V168H161ZM259 169V168H257ZM10 170V168H9ZM8 170V171H9ZM60 170V169H59ZM57 170V171H59ZM203 170V168H202ZM220 170V169H219ZM228 170V169H227ZM7 172V170H5ZM115 171V170H114ZM150 171V170H149ZM153 171V172H152ZM150 171L151 174L154 173V169ZM11 172V170H10ZM8 172V175L9 173ZM157 172V171H155ZM206 173V170L204 171ZM218 172V171H217ZM221 172V171H220ZM259 172V171H258ZM56 174V172H54ZM62 173V174H63ZM79 173V172H78ZM77 173V175H78ZM81 173V172H80ZM129 175V172H126ZM245 175L247 176H251L253 177L254 181H258L260 180V173H251L248 170H245ZM251 173V174H250ZM262 173V172H261ZM27 174V173H26ZM38 174V173H37ZM69 174H66L69 175ZM86 174V173H85ZM164 174V173H163ZM211 174V173H209ZM227 174V173H226ZM28 175V174H27ZM54 175V174H53ZM51 175V176H53ZM75 174H72V176ZM116 175V174H115ZM118 175V174H117ZM128 175H126L128 177ZM144 175V174H143ZM218 175V174H217ZM63 176V175H62ZM92 176V175H91ZM141 176V175H140ZM145 176V175H144ZM147 176V175H146ZM163 176V175H161ZM223 176V175H222ZM56 175L54 176L55 179ZM65 177V176H64ZM77 177V176H76ZM94 177V176H93ZM167 177V176H166ZM165 177V179H167ZM218 177V176H217ZM230 177V176H229ZM51 179H53L52 177H50ZM69 178V177H68ZM132 178V177H131ZM140 178V177H139ZM142 178V177H141ZM151 178V177H148ZM157 178V177H156ZM164 178V177H163ZM53 179V180H54ZM75 179V178H74ZM83 179V178H82ZM86 179V178H85ZM101 179H105V178H101ZM134 179H137V177H134ZM160 179V178H159ZM246 179V178H245ZM81 179H78V182ZM117 180V179H115ZM128 180V179H126ZM155 180V179H154ZM234 180V179H233ZM2 181V180H0ZM47 181H51V180H47ZM129 181V180H128ZM131 181V179H130ZM135 181V180H134ZM145 182L147 180H144ZM163 181V179H162ZM218 181V180H217ZM32 182V181H31ZM68 182V181H67ZM102 182V181H101ZM133 182V181H132ZM143 182V181H141ZM144 182V183H145ZM150 182V181H149ZM156 182L161 183V180H158ZM250 182V181H249ZM261 182V181H260ZM45 183V182H44ZM138 183V182H137ZM135 182H133L132 187H140L139 189H141V186L138 185ZM155 183V182H154ZM257 183V182H256ZM2 184V183H1ZM34 184V183H33ZM103 184V183H102ZM153 184V182L151 183ZM165 184V183H164ZM163 184V185H164ZM259 184V183H258ZM36 185V184H35ZM95 185V184H93ZM106 185V184H105ZM145 185V184H144ZM155 185V184H153ZM152 185V186H153ZM225 185V184H224ZM257 185V184H256ZM254 185V186H256ZM262 185V184H261ZM60 186V185H59ZM79 186V185H77ZM165 186V185H164ZM195 188L196 186L193 185ZM10 187V188H9ZM74 187V186H73ZM101 187V186H100ZM144 187V186H143ZM142 187V188H143ZM161 187V185H160ZM158 187V188H160ZM169 187V186H168ZM187 187V186H186ZM190 187V186H189ZM259 187V185H258ZM257 187V188H258ZM262 187V186H261ZM1 188V186H0ZM62 188V187H61ZM87 188V187H86ZM97 188V187H96ZM95 188V189H96ZM105 188V187H103ZM157 188V189H158ZM199 187H197L196 189H198ZM226 188V187H225ZM230 188V187H229ZM248 188V186H247ZM255 187H253L254 189ZM256 188V189H257ZM263 188V187H262ZM191 189V188H190ZM245 189V188H244ZM260 189V187L258 188ZM257 189V190H258ZM61 190V189H60ZM63 190V189H62ZM66 190V189H64ZM80 190V189H79ZM83 190V189H82ZM129 190V189H128ZM145 190V189H143ZM143 190H140L143 192ZM153 190H156L155 188L152 187V192ZM159 190V189H158ZM162 190V189H161ZM167 190V189H166ZM227 190V189H226ZM229 190V189H228ZM227 190V191H228ZM249 190V188H248ZM252 190V189H251ZM5 191V190H4ZM75 189L71 188L69 191V195H73ZM107 191V190H106ZM110 191V190H109ZM194 191V190H193ZM77 192V191H76ZM81 192V191H80ZM96 192V191H94ZM136 191H131L129 192V196L131 197V199L133 200V205L135 207V209H137L136 207L145 199H147V196L150 195L151 193L148 192L146 195H138L137 193H135ZM147 192V191H146ZM159 192V191H158ZM192 192V191H191ZM190 192V193H191ZM195 192V191H194ZM193 192V193H194ZM239 192V191H238ZM248 192V191H247ZM0 193H2V190L0 191ZM64 193V191H63ZM177 193L179 192H171L167 195L166 197V201L168 202V208L164 210L159 209L160 213V218H157L153 221H148L147 223H144L143 225H138V220L135 219V221L133 223H131V225H123L125 227H119L116 226L114 227V229L119 233H116L114 230H110L107 228V222L106 221H101L100 225L101 227L105 230L104 232L100 233L94 237L93 239L89 240V241H82L81 243H72L69 244L70 246V250L67 251L68 253H66L65 255L61 254L59 259H42L40 256V260L36 261L35 263H30V264H103L104 260H105V252H104V245H111L112 248L115 246H119V248H123L125 251V255L122 254L123 256V260L121 264H145L144 261L149 262V261H156L157 263L163 264L162 261L156 260V258L154 257L153 254L150 255V251L146 250L144 248V246L138 247V245H136V241L133 240V238L129 235L132 234L130 232V230L132 232H134V230L137 232V236L138 239H140V235H142V238L144 237L143 234L148 235L146 238H148L149 234H154L157 236H161L164 241L167 244H173V246L166 251V253H162L163 256L165 258H167L169 261H171V264H189L190 261H192V263L194 264H200L201 262H205L206 260L209 261L210 264H264V220L263 219H249L245 220L244 218H236V219H229V220H224V222L222 221V226H221V230L218 233H211V232H205L204 234L200 235L197 239L199 240V250H196L195 252H192L190 254V252L185 251L182 247L183 242L185 241V238L190 231L195 229V223L193 221H191V218L188 219L189 217L186 214V210L185 208H187L186 205L184 208V203L180 200V198L178 197ZM197 193V191H196ZM199 193V192H198ZM237 193V192H236ZM34 194V193H33ZM78 194V193H77ZM90 194V193H89ZM110 194V193H109ZM154 194V193H153ZM159 194V193H158ZM162 194V193H161ZM188 194V193H187ZM200 194V193H199ZM210 194V193H209ZM247 194V193H246ZM251 194V193H250ZM249 194V195H250ZM257 195H260L261 199H264V189L260 192H256ZM79 196L81 195L78 194ZM93 195V194H92ZM184 195V193H183ZM197 195V194H196ZM216 195V194H215ZM255 195V194H254ZM253 195V196H254ZM31 196V195H30ZM158 195L154 194L153 197H155ZM186 196V195H185ZM190 196V195H188ZM195 196V194H194ZM202 196V195H201ZM199 196V197H201ZM237 196V195H236ZM69 197V196H68ZM73 197V196H71ZM93 197V196H92ZM152 197V196H151ZM156 197V199H157ZM255 197V196H254ZM3 198H5L7 201H3ZM163 198V197H162ZM161 198V199H162ZM185 198V197H184ZM191 198V196H190ZM197 197H195L196 199ZM256 198V197H255ZM50 199V198H48ZM47 199V200H48ZM153 199V198H152ZM160 199V200H161ZM194 199V200H195ZM198 199V198H197ZM205 199V198H204ZM210 199V198H209ZM16 200V201H15ZM75 200V199H73ZM129 203L130 201L132 202V200L128 199ZM159 200V199H158ZM184 200V199H183ZM186 200V199H185ZM203 200V198H202ZM219 200V199H218ZM28 201V200H27ZM67 203H69V198H67L65 200ZM99 201V199H98ZM148 200H145V203ZM164 201V202H166ZM191 201V199H190ZM189 201V202H190ZM200 200H197V202H199ZM101 202V201H100ZM156 202H158L156 200ZM163 202V201H162ZM166 202V203H167ZM261 202V201H260ZM259 202V203H260ZM58 203V202H57ZM98 203V202H97ZM161 203V202H158ZM156 204L159 205V204ZM188 203V202H185ZM200 203V202H199ZM204 203V202H203ZM10 205L11 207L13 205H17L15 206L12 210H10L9 212H6V206ZM105 204V203H104ZM128 204V203H127ZM164 204V203H163ZM162 204V205H163ZM59 205V204H57ZM68 205V204H67ZM98 205V204H97ZM111 205V204H110ZM141 205V204H140ZM139 205V206H140ZM146 205V204H145ZM165 205V204H164ZM207 205V204H205ZM264 205V204H263ZM41 206V205H40ZM75 206V205H74ZM108 206V205H106ZM149 206V205H148ZM161 206V205H160ZM59 207V206H58ZM73 207V206H71ZM69 207V208H71ZM92 207V206H91ZM123 207V206H122ZM131 207V206H130ZM147 207V206H146ZM154 207V206H153ZM159 207V206H158ZM163 207V206H162ZM202 207V206H199ZM261 207V206H260ZM40 208V207H39ZM87 208V207H86ZM90 208V207H89ZM124 208V207H123ZM203 208V207H202ZM11 209V208H10ZM132 209V208H131ZM139 209V208H138ZM141 209V208H140ZM151 209V208H150ZM155 209V207L153 208ZM153 209L152 212H153ZM196 209V208H195ZM205 209V206H204ZM262 209V208H261ZM260 209V210H261ZM19 210L20 213L18 215L15 214V212ZM35 210V212L37 214H33L32 216H30L33 211ZM86 210V209H85ZM101 210V209H100ZM103 210V209H102ZM157 210V209H156ZM200 210V209H199ZM203 210V209H201ZM18 211V212H19ZM73 211V210H72ZM75 211V210H74ZM80 211V210H79ZM95 211V210H94ZM109 211V210H108ZM114 211V210H113ZM125 211V209L123 210ZM128 211V210H127ZM132 211V210H131ZM130 211V212H131ZM148 211H150L148 209ZM158 211V212H159ZM206 211V210H205ZM264 211V210H263ZM90 213V210L88 211ZM96 212V211H95ZM115 212V211H114ZM112 212V215L113 213ZM129 212V213H130ZM134 212V211H133ZM156 212V211H155ZM157 212V213H158ZM78 213V212H77ZM77 213H75V215H77ZM92 213V212H91ZM107 213V212H106ZM105 213V215H106ZM127 213V212H126ZM132 213V212H131ZM149 214H151L150 212H148ZM154 213V212H153ZM151 214L152 216L155 214ZM195 213V212H194ZM201 213V212H200ZM212 213V212H211ZM52 214V213H51ZM109 214V213H108ZM117 214V213H115ZM123 214V212H122ZM190 214V213H189ZM199 214V213H198ZM224 214V213H223ZM22 215V216H21ZM103 215V213H102ZM104 215V216H105ZM158 215V214H157ZM193 215V214H192ZM222 215V214H221ZM30 216V217H28ZM53 216V215H52ZM110 216V214H109ZM115 216V215H113ZM150 216V215H149ZM195 217V215H193ZM202 216V214H201ZM207 216V215H205ZM223 216V215H222ZM28 217V218H26ZM58 217V215H57ZM111 217V216H110ZM109 217V218H110ZM188 217V218H187ZM197 217V216H196ZM199 217V215H198ZM197 217V218H198ZM204 217V216H202ZM221 217V216H220ZM2 218V219H1ZM73 218V217H72ZM108 218V217H107ZM106 218V219H107ZM121 218V216H120ZM201 218V217H200ZM206 218V217H205ZM204 218V219H205ZM219 217H217L218 219ZM50 219V218H49ZM74 219V218H73ZM95 219V218H94ZM150 220V218H148ZM196 219V218H195ZM207 219V218H206ZM226 219V218H225ZM11 220V221H10ZM46 220V219H45ZM112 220V219H111ZM118 220V218H117ZM116 220V221H117ZM152 220V219H151ZM54 221V220H53ZM52 221V222H53ZM126 221V220H125ZM195 221V220H194ZM197 221V220H196ZM195 221V222H196ZM8 222V224L6 225V223ZM47 222V221H46ZM45 222V225L47 224ZM128 222V221H127ZM144 222V221H143ZM204 222V221H203ZM202 222V224H203ZM55 223V222H54ZM112 223V222H110ZM124 223V222H123ZM122 223V224H123ZM141 223V222H140ZM53 224V223H52ZM99 224V223H98ZM117 224V223H116ZM121 224V225H122ZM125 224V223H124ZM198 224V223H196ZM213 224V223H211ZM218 224V222H217ZM119 225V224H118ZM201 225V224H200ZM216 225V224H215ZM49 226V225H48ZM54 226V225H53ZM94 226V225H93ZM98 226V225H97ZM63 227V226H62ZM91 227V226H90ZM111 227V226H110ZM138 227V229H137ZM219 227V226H218ZM53 228V227H52ZM99 228V227H98ZM97 228V229H98ZM197 228V227H196ZM4 229V228H3ZM43 229V228H42ZM54 229V228H53ZM94 229V228H93ZM100 229V228H99ZM112 229V228H111ZM202 228H200L201 230ZM41 230V229H40ZM51 230V229H50ZM55 230V229H54ZM199 230V231H200ZM36 231V230H35ZM96 231V230H95ZM100 231V230H99ZM198 231V228H197ZM38 232V230H37ZM51 232H53L51 230ZM140 232V233H139ZM196 232V231H195ZM79 233V232H78ZM111 233V234H110ZM191 233V232H190ZM2 234V233H1ZM43 234V233H42ZM112 236L110 237L109 236ZM127 234V235H126ZM140 234V235H139ZM194 234V233H193ZM46 235V234H45ZM50 235V234H49ZM153 235V236H154ZM195 235V234H194ZM51 236V235H50ZM4 237V236H3ZM135 237V236H134ZM54 238V237H53ZM188 238V237H187ZM196 239V240H197ZM60 240V239H59ZM64 240V239H63ZM146 240V239H145ZM144 240V241H145ZM62 241V239H61ZM139 241V240H138ZM141 241V240H140ZM57 242V241H56ZM65 242V241H64ZM59 244V243H57ZM56 245V243H55ZM85 247L83 249H88L90 251V253H87L88 251L78 249L77 247ZM168 246V245H167ZM166 247H163V249H166ZM57 247V246H56ZM21 248H30L27 246V244L22 243L21 244ZM107 248V247H106ZM105 248V249H106ZM191 250V249H190ZM18 252V251H17ZM31 253L33 256H35L36 254L39 255H44L43 253H41L40 248H33L31 250ZM110 254V253H109ZM121 254V253H120ZM121 257V258H122ZM120 258V256H119ZM108 260V259H107ZM112 260V259H111ZM117 260V259H116ZM115 260V261H116ZM113 261V260H112ZM119 262V261H117ZM111 263V262H110ZM107 264V262H106ZM112 264V263H111ZM120 264V263H119ZM207 264V263H206Z\"/></svg>",
  "mask_w": 264,
  "mask_h": 264
}]
</instances>
